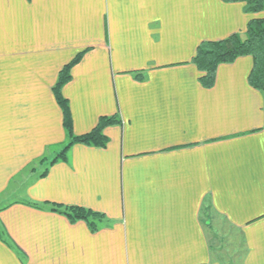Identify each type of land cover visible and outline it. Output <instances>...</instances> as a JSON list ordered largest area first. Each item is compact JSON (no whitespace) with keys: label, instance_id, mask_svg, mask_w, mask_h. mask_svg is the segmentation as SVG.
<instances>
[{"label":"crops","instance_id":"crops-1","mask_svg":"<svg viewBox=\"0 0 264 264\" xmlns=\"http://www.w3.org/2000/svg\"><path fill=\"white\" fill-rule=\"evenodd\" d=\"M254 17L264 11L224 0H0V264H228L211 233L238 236V264H264L253 58L219 65L212 88L192 62ZM81 52L62 89L74 134L101 116L122 122L105 128V147L75 143L42 176L69 139L53 87ZM51 204L108 224L92 232Z\"/></svg>","mask_w":264,"mask_h":264},{"label":"trees","instance_id":"trees-1","mask_svg":"<svg viewBox=\"0 0 264 264\" xmlns=\"http://www.w3.org/2000/svg\"><path fill=\"white\" fill-rule=\"evenodd\" d=\"M226 2H245L247 13H259L264 11V0H224ZM84 52L79 53L72 61L68 62L59 72L57 82L53 87L55 99L63 113V125L67 132L68 142L59 154L49 162L47 168L41 174H47L50 165L59 160H66L70 148L75 143L88 146L105 147L109 141L104 130L111 125L121 124L119 114L113 116H101L98 124L88 133L75 135L73 130V117L68 99L63 95L62 89L72 79L71 70L78 63ZM251 56L253 66L248 76L249 84L264 91V17H254L247 25L244 33H234L227 38L215 41H204L197 49L192 62L197 66L202 75L200 83L206 88H212L217 79L219 65L233 63L239 57ZM140 77V76H139ZM43 159L42 161H44ZM28 205L40 207V205L27 201ZM51 211L59 212L69 218L71 222L85 221L92 232L108 224L106 215L81 206L51 204Z\"/></svg>","mask_w":264,"mask_h":264},{"label":"rangeland","instance_id":"rangeland-1","mask_svg":"<svg viewBox=\"0 0 264 264\" xmlns=\"http://www.w3.org/2000/svg\"><path fill=\"white\" fill-rule=\"evenodd\" d=\"M43 159H45V160L42 161ZM45 162H46V157H42L33 164V166H34L33 172H36L37 173L36 175H38L41 171H43L44 168H42L41 164L43 165V164H45ZM31 171H32V168H29L23 174V177H30L31 173H32ZM36 175L33 174V177H35ZM22 186H24V182L22 183ZM17 196H19V194H17ZM13 199H14L13 196L10 197L8 202L12 201ZM2 202H3V199L0 198V207H2L4 205V204H2ZM211 239H212L213 246L223 247L224 250H226L224 256L228 257V259H229V262L227 260L228 264H238V261L236 259L239 258L238 254H239V252H241V242H240L237 235L231 234L228 237L220 238V237L214 236V234L211 233Z\"/></svg>","mask_w":264,"mask_h":264}]
</instances>
